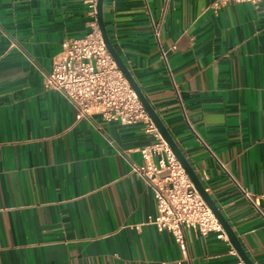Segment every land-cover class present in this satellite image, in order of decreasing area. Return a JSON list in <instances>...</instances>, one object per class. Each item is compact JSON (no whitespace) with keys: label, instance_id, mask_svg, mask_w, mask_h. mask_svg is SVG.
<instances>
[{"label":"crops","instance_id":"0c3cea01","mask_svg":"<svg viewBox=\"0 0 264 264\" xmlns=\"http://www.w3.org/2000/svg\"><path fill=\"white\" fill-rule=\"evenodd\" d=\"M214 1L104 0L103 20L245 252L264 264V0ZM90 21L86 0H0V264H239L224 232L188 230L184 255L147 223L154 193L131 170L155 140L143 123L77 119L45 86L61 42Z\"/></svg>","mask_w":264,"mask_h":264},{"label":"built area","instance_id":"2783aa9c","mask_svg":"<svg viewBox=\"0 0 264 264\" xmlns=\"http://www.w3.org/2000/svg\"><path fill=\"white\" fill-rule=\"evenodd\" d=\"M260 1L215 0L213 7L245 2L257 5ZM86 3L91 17L90 29L83 36L61 42V50L54 57L50 70L43 73L45 86L58 91L73 104L77 119L99 115L105 121H116L122 125L143 123L145 131L154 135V142L140 149L143 163H131V170L143 178L154 193L156 214L148 216L147 223L159 230L169 231L184 255H187L188 250V230L201 235L215 231L219 238H223L219 222L161 138L134 90L107 51L96 21L97 0H86ZM152 29L160 44V24L153 23ZM161 51L165 58V52ZM238 187L258 209L260 197L240 185Z\"/></svg>","mask_w":264,"mask_h":264},{"label":"water","instance_id":"95a60500","mask_svg":"<svg viewBox=\"0 0 264 264\" xmlns=\"http://www.w3.org/2000/svg\"><path fill=\"white\" fill-rule=\"evenodd\" d=\"M103 2L104 0H97L96 4V21L101 33L103 42L109 54L111 55L112 59L114 60L116 66L119 68L125 79L127 80L130 87L134 90L137 98L141 102L143 108L147 112L151 122L159 132L161 138L166 142L168 147L170 148L171 152L174 154L178 162L181 164L183 169L185 170L188 178L192 182L195 189L198 191L204 202L212 211L213 215L219 222L223 232L226 234L228 240L230 241L233 248L236 250L237 254L239 255L240 259L244 264H254L253 261L249 258L247 253L245 252L244 248L242 247L239 239L237 238L234 230L232 229L231 225L229 224L228 220L225 218L221 210L218 208L217 204L211 197V195L205 190L204 185L202 184L201 180L197 176L195 170L193 169L192 165L189 163L188 159L186 158L185 154L179 147L176 140L173 138L169 130L166 128L164 122L158 115L157 111L153 108L147 97L145 96L143 90L129 71L128 66L124 63L119 53L114 48L111 40L109 39L104 20H103Z\"/></svg>","mask_w":264,"mask_h":264}]
</instances>
